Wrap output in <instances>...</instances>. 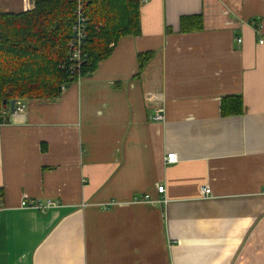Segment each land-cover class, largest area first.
Masks as SVG:
<instances>
[{"label": "crops", "instance_id": "1", "mask_svg": "<svg viewBox=\"0 0 264 264\" xmlns=\"http://www.w3.org/2000/svg\"><path fill=\"white\" fill-rule=\"evenodd\" d=\"M139 18L90 76L0 123V264H264V0H147Z\"/></svg>", "mask_w": 264, "mask_h": 264}, {"label": "trees", "instance_id": "2", "mask_svg": "<svg viewBox=\"0 0 264 264\" xmlns=\"http://www.w3.org/2000/svg\"><path fill=\"white\" fill-rule=\"evenodd\" d=\"M32 9L0 10V123L7 122L10 101L55 100L61 87L77 79L68 74L71 26L75 5L72 0H32ZM87 34L81 46L82 78L90 76L100 61L126 36L140 33L139 0H86ZM201 29V17L182 18L180 32ZM153 52L137 56L139 76L153 58ZM66 64L65 68H62ZM2 101L6 105H2ZM223 116L240 115V97L221 104ZM4 192L0 189V198Z\"/></svg>", "mask_w": 264, "mask_h": 264}, {"label": "built area", "instance_id": "3", "mask_svg": "<svg viewBox=\"0 0 264 264\" xmlns=\"http://www.w3.org/2000/svg\"><path fill=\"white\" fill-rule=\"evenodd\" d=\"M75 9H74V19L71 26V35H70V41L68 43V48L70 50V55L68 59V74L70 75V78L73 77L74 74H77L76 81H79L82 79V77L79 75V69L81 67V64L84 62V59L81 54V46L83 44V41L86 38L87 34V24H88V17L85 13V6H86V0H72ZM147 0H139L140 4L146 3ZM32 9V5L30 4V0H23L22 2V11H27ZM256 30H258V25L255 21L251 23ZM237 43H241V39H236ZM264 43L263 39H259L258 44L261 45ZM62 68L66 67V64H63ZM66 87L62 86L61 91L64 90ZM24 109L23 104L17 101V103L14 106V110L11 111L13 114L22 113ZM156 121H162L163 116L156 115L155 117ZM165 163L168 165L175 164L177 162V156L175 153H167L166 157L164 158ZM157 192L159 194L164 193V187L158 186ZM201 193L206 196L210 194V189L208 187H204L201 190ZM146 198L144 197V200ZM58 205L57 201H45L40 203H33V201H29L24 197V199L21 200L20 206L23 208H35L40 213H45L50 208H55Z\"/></svg>", "mask_w": 264, "mask_h": 264}, {"label": "water", "instance_id": "4", "mask_svg": "<svg viewBox=\"0 0 264 264\" xmlns=\"http://www.w3.org/2000/svg\"><path fill=\"white\" fill-rule=\"evenodd\" d=\"M30 3L32 4V0H30ZM16 103H17L16 100H13V101H10L9 102V104H8L9 111H13L14 110V106H15ZM2 105L5 106L6 105V102L5 101H2Z\"/></svg>", "mask_w": 264, "mask_h": 264}, {"label": "rangeland", "instance_id": "5", "mask_svg": "<svg viewBox=\"0 0 264 264\" xmlns=\"http://www.w3.org/2000/svg\"><path fill=\"white\" fill-rule=\"evenodd\" d=\"M3 1H7V2H9V4H7L8 6L9 5H11V1H13V0H0V4H2L3 3ZM19 1H21V0H19ZM2 8V9H1ZM0 10L2 11V12H4V9H3V4L2 5H0ZM10 11V10H9ZM14 11V10H13ZM14 12H16V11H14Z\"/></svg>", "mask_w": 264, "mask_h": 264}, {"label": "bare ground", "instance_id": "6", "mask_svg": "<svg viewBox=\"0 0 264 264\" xmlns=\"http://www.w3.org/2000/svg\"><path fill=\"white\" fill-rule=\"evenodd\" d=\"M30 4H31V3H30ZM32 4H33V2H32ZM32 4H31V5H32ZM87 25H88V24H87Z\"/></svg>", "mask_w": 264, "mask_h": 264}]
</instances>
